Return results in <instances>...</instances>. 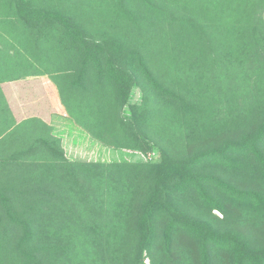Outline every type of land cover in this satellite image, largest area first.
<instances>
[{
    "label": "trees",
    "instance_id": "1",
    "mask_svg": "<svg viewBox=\"0 0 264 264\" xmlns=\"http://www.w3.org/2000/svg\"><path fill=\"white\" fill-rule=\"evenodd\" d=\"M9 2L0 9L72 66L59 74L62 95L92 134L157 150L159 160L70 161L47 126L24 130L0 157V264H141L144 253L149 264H264V0H187L189 12L165 0H113L119 28L159 27L146 31L153 54L144 36L140 46L92 38L60 9ZM236 70L255 78L231 89L253 83L258 102L227 129L212 116V85ZM141 83L140 103L130 102Z\"/></svg>",
    "mask_w": 264,
    "mask_h": 264
},
{
    "label": "rangeland",
    "instance_id": "2",
    "mask_svg": "<svg viewBox=\"0 0 264 264\" xmlns=\"http://www.w3.org/2000/svg\"><path fill=\"white\" fill-rule=\"evenodd\" d=\"M0 1L9 5L11 0ZM32 1L38 6L54 7L64 11L79 21L92 38L117 36L130 45L140 46L138 36H144L143 47L152 54L154 52L148 44L146 31L155 34L159 32V27L154 24L150 25L146 20L145 30L141 33H137L134 29L130 31L126 26L119 28L117 23L112 21L113 17L110 13L113 0ZM165 1H171L184 12H189L187 0ZM132 7L137 12H141L136 1L133 2ZM260 11V17L264 20V5ZM110 25H112L111 28ZM126 30H128L127 33ZM51 47L48 42L39 38L38 33L26 28L17 20L14 11L9 6L3 10L0 9V157L5 154V150L9 151L10 147L13 149L16 144H19L15 137H18L24 130H33L35 126L38 133L46 132L47 126L48 132L60 138L64 153L70 161L116 163L159 160L157 150L142 152L129 148H117L104 144L92 134L90 120L82 117L83 114L78 113L77 109L68 107L70 100L65 101L62 95V79H59V74L68 71L73 73V68L64 57L59 54L56 57ZM144 48L142 49L150 56ZM64 66L68 70H64ZM152 66L155 70L157 69L156 64ZM256 66L257 62H254V68ZM156 72L161 77L158 70ZM236 72L238 78L232 79L229 83H224L221 79L218 85H212V94H215L218 99L216 114L212 116L215 117L217 123L220 119H226L227 129L233 124V118L247 113L251 107L255 108L258 102L253 83H250L245 92H236L231 89L235 85L241 86L242 79L252 81L255 74L252 70L251 75L249 71L242 73L236 70ZM144 85L143 83L135 84L132 88L130 102L140 103ZM249 90L252 93H248ZM232 95L235 97L229 103L228 97ZM122 112L130 115L128 106H124ZM27 120L32 122H26ZM18 124L22 125L18 126ZM13 130L17 133L12 136L9 133ZM34 135L35 133H30L26 140ZM214 213L221 215L217 211ZM149 263L150 257L144 253L141 264Z\"/></svg>",
    "mask_w": 264,
    "mask_h": 264
}]
</instances>
